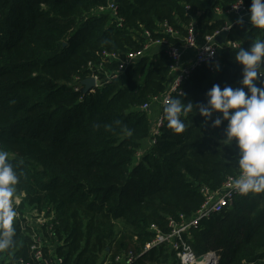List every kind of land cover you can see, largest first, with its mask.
I'll return each mask as SVG.
<instances>
[{"label": "trees", "instance_id": "1", "mask_svg": "<svg viewBox=\"0 0 264 264\" xmlns=\"http://www.w3.org/2000/svg\"><path fill=\"white\" fill-rule=\"evenodd\" d=\"M109 1L0 0V149L19 176L15 194H25L14 205L13 242L0 250V264L7 255L35 261L25 206L52 217L51 227L41 228L50 240L43 247L48 260L123 264L116 258L139 253L155 235L153 224L170 232L171 219L194 217L207 189L217 191L240 174L235 142L222 141L227 122L205 124L195 106L182 117L180 133L167 126L163 106L156 141L143 147L153 125L142 106L166 93L173 72L164 50L145 53L104 82L129 51L144 46L146 32L182 45L194 20L203 38L224 27L225 12L238 0H115L118 16L100 9ZM241 20L228 36L240 46L195 66L173 98L205 104L214 84L240 86L235 53L264 39V30ZM165 22L179 35L164 33ZM93 74L104 82L95 92L72 83ZM190 242L197 254L218 250L221 264H264V191L238 195L232 206L203 219ZM174 256L161 245L132 264H179Z\"/></svg>", "mask_w": 264, "mask_h": 264}, {"label": "clouds", "instance_id": "2", "mask_svg": "<svg viewBox=\"0 0 264 264\" xmlns=\"http://www.w3.org/2000/svg\"><path fill=\"white\" fill-rule=\"evenodd\" d=\"M248 20L251 27L264 30V0H251ZM231 27L230 23L225 29ZM234 60L242 65L239 87L221 88L214 84L206 92L205 104L184 103L179 98L165 100L163 113L167 126L176 133L184 130L182 117L191 113L194 106L205 124L211 120L212 127H219L226 121L222 141L225 145L234 141L238 151L240 174L233 187L240 194L259 193L264 191V39L255 40L248 48L239 47ZM216 70L219 71L218 63ZM214 113L219 115L212 119ZM18 182L9 153L0 149V250L9 248L13 242L16 216L13 198Z\"/></svg>", "mask_w": 264, "mask_h": 264}, {"label": "built area", "instance_id": "3", "mask_svg": "<svg viewBox=\"0 0 264 264\" xmlns=\"http://www.w3.org/2000/svg\"><path fill=\"white\" fill-rule=\"evenodd\" d=\"M236 5H239L237 8H234ZM250 6L243 3L240 4V0L233 3L230 8L225 12L228 13H238L239 20L248 19V9ZM187 8H189L187 6ZM101 10L110 11L113 15L118 16V9L115 0H110L108 5L101 6ZM217 13H222L219 8L216 9ZM122 20V18H120ZM233 25V23H231ZM230 23H226L224 27L220 30H216L212 34H208L203 38H200L199 32L196 28L195 21L192 20L187 25V32L184 36V43L182 45H176L171 43L166 37L154 38L151 37L150 32H146L148 41L140 49L129 51L125 58L120 62L118 69L113 74H108L104 82H109L110 80L116 78L119 73L125 71V69L136 59L140 58L147 52L164 50L170 57L174 60L173 72L176 73L173 81L168 85L167 91L163 96H156L152 103H146L142 106L143 109H150L152 104L159 103L162 107L164 106L165 100L172 99L173 93L178 89L182 81L187 78L193 68L197 65H200L205 62L218 61L220 54L223 50L228 48H236L240 44L236 41L228 39L224 43H220L216 40V36L221 33L223 30L228 27ZM162 31L167 33L170 36H177L179 32L173 28L172 25L167 22L162 24ZM194 50L195 57L194 59L187 63L183 64V56L186 51ZM105 57L109 60L118 58L116 53L104 52ZM91 65V63H90ZM103 64H101V67ZM89 77L94 78L95 86L92 87L89 91L95 92L97 88L104 84L103 81L99 78L98 74H93ZM78 80V79H77ZM80 86L76 87L77 89L84 88L82 81L79 82ZM163 123L162 111L160 115L156 118L153 123V134L151 139V145L155 143V135L159 133L160 127ZM239 176V175H238ZM238 176H229L223 183L222 187L217 191L206 190L207 199L202 205V207L196 212L194 217L184 220L182 222H177L174 219H171L169 224L171 226V231L165 233L161 231L158 226L152 225L151 229L155 231L154 237L146 242L142 250L139 253L130 251L126 256H118L116 260L122 261L123 264H132L134 263L142 254L151 250L154 247L161 245H167L171 251L177 256L179 264H221L222 255L218 250H209L201 254H197L190 242L191 239V230L199 226L200 222L203 219L210 218L213 214L219 213L224 210L226 207L233 205L236 197L241 195L233 187V182ZM21 200L14 202V205H19ZM30 214L25 213L23 217L25 218L26 223L33 226L30 236L33 240L31 249L33 253V260L20 258L18 260H13L12 256L7 255L3 258V264H49L50 261H53L55 264H62L61 260L58 258L51 257L50 260L45 258L43 253V247L47 244L50 245V240L48 236L41 229L43 226L50 228L49 221L51 216H47L44 211L40 212L38 209L29 208ZM19 216V214H16ZM54 248V247H52ZM37 260L39 262H37Z\"/></svg>", "mask_w": 264, "mask_h": 264}, {"label": "crops", "instance_id": "4", "mask_svg": "<svg viewBox=\"0 0 264 264\" xmlns=\"http://www.w3.org/2000/svg\"><path fill=\"white\" fill-rule=\"evenodd\" d=\"M225 15H226V20L228 23L235 24L239 20L238 13H228ZM194 57H195V51L194 50L186 51L184 56H183V60H182L183 64H187V63L191 62L194 59ZM175 75H176V73L171 74L168 85H170V83L173 81V79L175 78ZM161 111H162V106L159 103L152 104V106L148 110L151 121H152V125L155 122L156 118L160 115ZM150 146H151V138L145 139L143 141V147L145 149H147Z\"/></svg>", "mask_w": 264, "mask_h": 264}, {"label": "water", "instance_id": "5", "mask_svg": "<svg viewBox=\"0 0 264 264\" xmlns=\"http://www.w3.org/2000/svg\"><path fill=\"white\" fill-rule=\"evenodd\" d=\"M231 33V29L229 30H223L221 33H219L217 36H216V40L220 43H224L228 36L230 35ZM82 84L84 85V88H83V92L84 93H88V91L95 86V80L94 78L92 77H88L84 80H82Z\"/></svg>", "mask_w": 264, "mask_h": 264}, {"label": "rangeland", "instance_id": "6", "mask_svg": "<svg viewBox=\"0 0 264 264\" xmlns=\"http://www.w3.org/2000/svg\"><path fill=\"white\" fill-rule=\"evenodd\" d=\"M72 83L75 85V87H76V84L80 85V83L76 79L73 80ZM24 197H25V194L23 192L15 194V197L13 198V204H14L15 201H17V199L23 201ZM24 212L27 213V214H30L29 208L25 206L24 207ZM174 258L176 259L177 256L175 255ZM168 264H170V263H168Z\"/></svg>", "mask_w": 264, "mask_h": 264}]
</instances>
